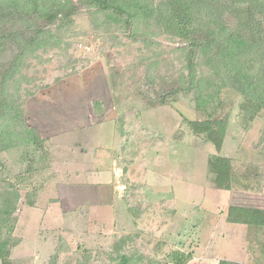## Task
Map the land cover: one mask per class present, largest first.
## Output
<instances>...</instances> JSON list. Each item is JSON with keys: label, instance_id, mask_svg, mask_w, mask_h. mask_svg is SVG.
Segmentation results:
<instances>
[{"label": "rangeland", "instance_id": "obj_1", "mask_svg": "<svg viewBox=\"0 0 264 264\" xmlns=\"http://www.w3.org/2000/svg\"><path fill=\"white\" fill-rule=\"evenodd\" d=\"M62 5L76 11L55 31L62 43L26 60L17 98L43 144L0 154V192L11 184L21 195L11 264H121L122 256L163 264L180 253L192 254L186 264H264V227L227 220L231 206L264 209V109L222 72L162 104L160 95L186 83L187 61L176 52L183 42L158 34L138 43L98 28L83 1ZM250 63L248 73H264L263 57ZM72 106L78 114L85 106L89 123L47 137ZM205 119L227 122L220 155L231 161L229 190L214 187L207 160L215 148L188 125Z\"/></svg>", "mask_w": 264, "mask_h": 264}, {"label": "trees", "instance_id": "obj_2", "mask_svg": "<svg viewBox=\"0 0 264 264\" xmlns=\"http://www.w3.org/2000/svg\"><path fill=\"white\" fill-rule=\"evenodd\" d=\"M55 1L58 7L48 0H0V154L18 142L43 144L39 132L25 125L17 98L26 60L38 51L59 47L62 41L55 31L69 26L75 15L74 7L62 5L65 0ZM82 1L100 18L96 21L101 22L98 28L124 30L133 41L145 45L154 44L158 34L185 44L176 52L187 61L182 67L186 83L160 95L162 104L210 82L213 74L222 72L224 78H236V84L230 86L240 89L257 110L264 109V73L251 75L247 65L253 64V57L264 58V0ZM199 58L203 62H198ZM203 64L209 67L208 72L199 71ZM188 125L194 135H203L215 148L216 154L207 160L214 187L231 189V161L220 155L227 122L205 119ZM7 185V190L0 192V264H11L14 214L21 198L17 189L10 192L12 185ZM227 220L262 228L264 209L231 206ZM191 258V253H180L172 260L186 264ZM121 264H129L127 257H121ZM217 264L241 263L219 260Z\"/></svg>", "mask_w": 264, "mask_h": 264}, {"label": "crops", "instance_id": "obj_3", "mask_svg": "<svg viewBox=\"0 0 264 264\" xmlns=\"http://www.w3.org/2000/svg\"><path fill=\"white\" fill-rule=\"evenodd\" d=\"M88 99L90 100L91 98H88ZM81 104L83 106V103H81ZM74 109L75 108L72 106L71 109H67L66 111L62 112V115H65V113H66L69 119L68 120H62V121H60V120L57 121L56 120V122H57L56 124H54L52 126H49V127H51V129H53L54 133L48 134L47 137H49V138H53V137L56 138L57 136H59V135H61L63 133L68 132L72 127H74V125L77 123L78 120L79 121L82 120L84 123L85 122L86 123H89L90 116L87 115L88 114L87 113L88 111H86L85 106L83 107V113L80 111L79 114H78L79 108H76L77 111H75ZM101 111H102V114L100 116L103 115V110L101 109ZM68 112L73 113V115L69 114ZM93 116H96V115L94 114ZM32 126L39 132V134L41 136L42 135V132L40 131L41 129H39L40 127L37 126V125H32ZM114 193H115V191L111 187V189L109 191V195L110 194L112 195ZM216 264H217V262H216ZM250 264H259V263H258V261L254 260L252 258V263H250Z\"/></svg>", "mask_w": 264, "mask_h": 264}, {"label": "built area", "instance_id": "obj_4", "mask_svg": "<svg viewBox=\"0 0 264 264\" xmlns=\"http://www.w3.org/2000/svg\"><path fill=\"white\" fill-rule=\"evenodd\" d=\"M163 264H177V263H175L174 261H166Z\"/></svg>", "mask_w": 264, "mask_h": 264}]
</instances>
